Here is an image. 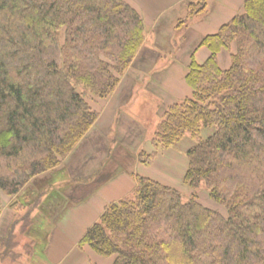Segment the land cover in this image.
Returning <instances> with one entry per match:
<instances>
[{
    "label": "trees",
    "instance_id": "obj_1",
    "mask_svg": "<svg viewBox=\"0 0 264 264\" xmlns=\"http://www.w3.org/2000/svg\"><path fill=\"white\" fill-rule=\"evenodd\" d=\"M187 1L190 14L206 10L207 0ZM146 40L127 0H0V215L3 194L60 168L92 134L94 100L112 97ZM200 46L209 56H192V96L168 105L155 150L139 160L190 136L184 180L204 183L227 215L136 175L131 194L107 204L78 243L111 264H264V0H245Z\"/></svg>",
    "mask_w": 264,
    "mask_h": 264
},
{
    "label": "rangeland",
    "instance_id": "obj_2",
    "mask_svg": "<svg viewBox=\"0 0 264 264\" xmlns=\"http://www.w3.org/2000/svg\"><path fill=\"white\" fill-rule=\"evenodd\" d=\"M127 1L142 14L148 12L151 4V0ZM187 2H171V11L154 19L144 15L147 40L142 51L147 54L148 70L138 74L134 82L125 83L127 87H120L118 97L122 102L118 108L108 106L115 93L111 100H94L92 105L100 112L99 121L74 155L57 170L34 179L21 194L11 197L3 194L0 264H52V261L58 264V260L71 264L72 259L84 261L82 264H111L114 257L100 256L90 246L81 248L79 242L74 243L75 229L84 225L82 223L89 228L99 220L107 204L131 194L136 186V175L153 177L178 189L185 201L196 195L203 205L227 215L225 209L211 199L204 183L193 189L184 180L189 165L187 150L194 144L190 136L160 151L150 164L139 160L142 150L145 156L155 150L154 133L168 105L192 96L186 82L192 56L195 59L197 56L201 63L209 56V50L200 46L201 39L216 33L241 13L245 0H207L206 10L196 14L189 13ZM215 19L221 23L215 25ZM219 60L223 68L230 67L228 51L220 53ZM181 78L189 94L167 83ZM105 114L104 118H111L110 125L106 120L100 121ZM211 133L210 129L203 130L205 137ZM90 142L99 145L91 147L87 145ZM95 148L98 150L93 151ZM87 154L91 156L85 157ZM27 190L30 197L25 199L27 193L23 192ZM70 212H80L82 220L69 219L66 224L72 227L67 229L63 222ZM88 228L83 229L84 233Z\"/></svg>",
    "mask_w": 264,
    "mask_h": 264
},
{
    "label": "crops",
    "instance_id": "obj_3",
    "mask_svg": "<svg viewBox=\"0 0 264 264\" xmlns=\"http://www.w3.org/2000/svg\"><path fill=\"white\" fill-rule=\"evenodd\" d=\"M174 1H177V0H151V4L149 5V8H148V12L147 13H143L142 15H143V17H144V15H146V14H148V15H151L150 17L151 18H156L157 16H159V14H161V13H163V12H166V11H171V2H174ZM179 2V1H178ZM222 11V10H221ZM225 12V11H224ZM223 17H225V14L223 15ZM219 22H220V20H219ZM215 25H216V19H215ZM221 23V22H220ZM220 23H217V24H220ZM146 25H147V23H146ZM207 52V51H206ZM205 53V52H204ZM208 58V57H207ZM196 60L198 61V62H200L199 61V59H198V57L196 56ZM201 63V62H200ZM148 70V68H147V54H145V52L144 51H141V53L139 54V56L137 57V59H136V61H135V63H134V65H133V67H131V69L126 73V76L123 78V80H122V82H121V84L119 85V88L117 89V91L115 92V94L113 95V97L110 99L111 100V103H108V106L109 107H115V108H118V106L120 105V103L122 102V98H120V97H118V94H119V89H120V87L121 86H123V87H127L126 85H125V83H131V82H134L135 81V79H136V76L139 74L140 75V73L141 72H144V71H147ZM147 72H145V73H143L142 75H144V74H146ZM133 74V77H131V75ZM181 81H183L182 80V78L181 79H175V80H172L171 82H169V81H167V83H168V85H170V86H172V87H174V88H177V90L178 91H184V92H186L187 91V94H189V90H188V88L185 86V84H184V82L183 83H181ZM177 84H176V83ZM179 84V85H178ZM181 85V86H180ZM130 89H133L132 87L130 88ZM188 96V95H187ZM109 100V101H110ZM106 116V114L105 115H103L102 116V118H101V120L100 121H102V120H106L107 122H109L108 123V125H110L111 123H112V121H111V118L110 117H108V118H104ZM108 119H110L109 121H108ZM101 124H103V122H100ZM106 124V123H105ZM105 127H107V125H105ZM99 131H101V130H99ZM105 132V131H104ZM87 145H90L91 147H94V146H98L99 144H98V142L97 143H94V142H90L89 144H87ZM95 150H98L97 148H95V149H93V151H95ZM127 151H129L128 149H127ZM88 156H91L90 154H87V155H85V157H88ZM80 163V162H79ZM79 163H77V164H79ZM85 164H87L86 162H85ZM64 213H66V212H64ZM64 213H60L61 215H63ZM14 214V213H13ZM13 214H11V215H13ZM47 214V213H46ZM56 216V215H55ZM65 219L67 220V221H65V222H63L64 223V225H63V227L65 226L67 229H70L72 226L70 225V224H66L67 222H68V220L70 219V220H72V219H81L82 220V214L80 213V212H70V213H67L66 214V216H65ZM2 221V220H1ZM0 221V222H1ZM80 223H81V221H79ZM1 224V223H0ZM82 224H84V225H78L79 227L77 228V227H75V228H77V229H75V228H73V229H75V233H76V238H75V240H74V243H76V242H79L80 241V239H81V237H82V235L84 234V231H83V229L85 228H88V227H86V223H82ZM60 225H62V222L60 223ZM62 227V228H63ZM84 229V230H85ZM77 231V232H76ZM54 262H56V261H52V264L54 263ZM58 264H65L66 262L65 261H59L58 260ZM82 263H84V261H82V262H78V260L77 259H72V262H71V264H82Z\"/></svg>",
    "mask_w": 264,
    "mask_h": 264
}]
</instances>
